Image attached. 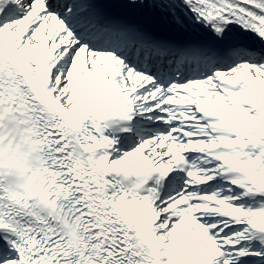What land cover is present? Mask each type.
<instances>
[{
	"label": "snow or ice",
	"instance_id": "obj_1",
	"mask_svg": "<svg viewBox=\"0 0 264 264\" xmlns=\"http://www.w3.org/2000/svg\"><path fill=\"white\" fill-rule=\"evenodd\" d=\"M0 264H264V0H0Z\"/></svg>",
	"mask_w": 264,
	"mask_h": 264
}]
</instances>
